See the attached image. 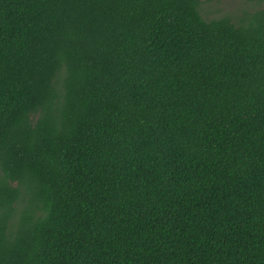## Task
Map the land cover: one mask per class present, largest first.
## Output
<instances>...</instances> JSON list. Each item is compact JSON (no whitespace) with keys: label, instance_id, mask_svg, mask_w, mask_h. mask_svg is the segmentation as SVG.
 <instances>
[{"label":"trees","instance_id":"trees-1","mask_svg":"<svg viewBox=\"0 0 264 264\" xmlns=\"http://www.w3.org/2000/svg\"><path fill=\"white\" fill-rule=\"evenodd\" d=\"M0 0V264H264V0Z\"/></svg>","mask_w":264,"mask_h":264},{"label":"rangeland","instance_id":"rangeland-1","mask_svg":"<svg viewBox=\"0 0 264 264\" xmlns=\"http://www.w3.org/2000/svg\"><path fill=\"white\" fill-rule=\"evenodd\" d=\"M263 5L261 1L257 0H214L211 2H204L201 4V12L207 17H218L223 14L236 16L243 12V10H252Z\"/></svg>","mask_w":264,"mask_h":264}]
</instances>
